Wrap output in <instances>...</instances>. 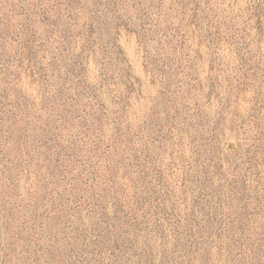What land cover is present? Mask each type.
Segmentation results:
<instances>
[{
    "label": "rangeland",
    "instance_id": "obj_1",
    "mask_svg": "<svg viewBox=\"0 0 264 264\" xmlns=\"http://www.w3.org/2000/svg\"><path fill=\"white\" fill-rule=\"evenodd\" d=\"M0 264H264V0H0Z\"/></svg>",
    "mask_w": 264,
    "mask_h": 264
}]
</instances>
